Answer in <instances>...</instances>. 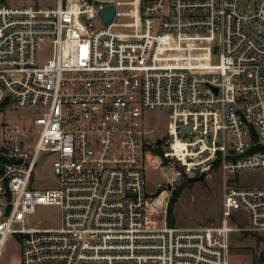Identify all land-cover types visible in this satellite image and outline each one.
Returning <instances> with one entry per match:
<instances>
[{
    "label": "built area",
    "instance_id": "built-area-1",
    "mask_svg": "<svg viewBox=\"0 0 264 264\" xmlns=\"http://www.w3.org/2000/svg\"><path fill=\"white\" fill-rule=\"evenodd\" d=\"M240 3L0 5V115L37 113L30 126L0 121V254L15 235L21 264H231L232 233L264 234V185L236 182L264 171V43L248 29L264 24V0L249 14ZM157 110L165 136L147 124ZM46 161L57 187L43 190ZM147 166L170 172L155 193ZM213 170L218 223L169 225L177 183ZM40 206L58 209V227L30 225Z\"/></svg>",
    "mask_w": 264,
    "mask_h": 264
},
{
    "label": "rangeland",
    "instance_id": "rangeland-1",
    "mask_svg": "<svg viewBox=\"0 0 264 264\" xmlns=\"http://www.w3.org/2000/svg\"><path fill=\"white\" fill-rule=\"evenodd\" d=\"M257 0H241L240 11L242 14H249ZM9 6H54L56 0H0V5ZM248 29L255 38L264 43V24L252 22ZM168 113L157 110L149 111L145 117L147 124L152 128H157V132L166 135V125L168 122ZM37 116V113L28 109H17L0 115V121L12 126H30L31 119ZM45 162L46 169L39 170L37 187L40 189L56 188L57 178L53 175L52 169ZM167 169V168H166ZM169 170L162 172L159 168L147 166L145 169V189L149 193L157 192L165 186L166 178L169 176ZM237 185L245 186H263L264 171L247 170L241 172L236 177ZM180 192L176 201L171 203L168 215L172 220L173 226L182 228H202L216 225L220 218L221 199L224 190L223 175L218 170H213L207 177L199 181L189 183H177ZM173 193L176 192V189ZM174 196H172L173 198ZM170 211V212H169ZM240 225L246 221L243 212L237 213ZM168 219V218H167ZM30 225L39 227H58L59 211L56 207L40 206L36 208L31 216ZM229 254L231 264H258L264 262V234L253 233L249 231H237L231 234L229 242ZM0 264H21L19 255V238L10 235L0 254Z\"/></svg>",
    "mask_w": 264,
    "mask_h": 264
},
{
    "label": "water",
    "instance_id": "water-1",
    "mask_svg": "<svg viewBox=\"0 0 264 264\" xmlns=\"http://www.w3.org/2000/svg\"><path fill=\"white\" fill-rule=\"evenodd\" d=\"M99 13L103 19L104 24H108L113 17L114 8L112 6H107V7L102 8ZM184 130L188 131L189 128H185ZM157 142H159V138L157 139ZM203 178H204V175H200L198 177L189 178L188 182L199 181ZM175 201H176V198H172L171 202L174 203Z\"/></svg>",
    "mask_w": 264,
    "mask_h": 264
},
{
    "label": "trees",
    "instance_id": "trees-1",
    "mask_svg": "<svg viewBox=\"0 0 264 264\" xmlns=\"http://www.w3.org/2000/svg\"><path fill=\"white\" fill-rule=\"evenodd\" d=\"M179 192H180V188H177V189H176V192L173 193V195H172V196H174L173 198H176L175 196H177ZM171 203H172V202H171ZM171 203L169 204V207L171 206ZM169 207H168V210L170 209ZM169 212H170V211H169ZM168 224H169V225H173V224H172V220L170 219V216H169V215H168Z\"/></svg>",
    "mask_w": 264,
    "mask_h": 264
},
{
    "label": "crops",
    "instance_id": "crops-1",
    "mask_svg": "<svg viewBox=\"0 0 264 264\" xmlns=\"http://www.w3.org/2000/svg\"><path fill=\"white\" fill-rule=\"evenodd\" d=\"M46 7H48V6H46Z\"/></svg>",
    "mask_w": 264,
    "mask_h": 264
}]
</instances>
